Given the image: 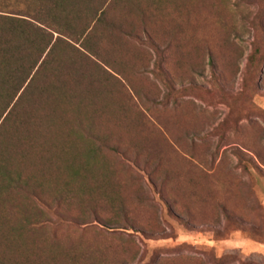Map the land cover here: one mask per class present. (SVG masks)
<instances>
[{
  "label": "rangeland",
  "instance_id": "1",
  "mask_svg": "<svg viewBox=\"0 0 264 264\" xmlns=\"http://www.w3.org/2000/svg\"><path fill=\"white\" fill-rule=\"evenodd\" d=\"M104 7L4 149L0 264H264V0Z\"/></svg>",
  "mask_w": 264,
  "mask_h": 264
},
{
  "label": "trees",
  "instance_id": "2",
  "mask_svg": "<svg viewBox=\"0 0 264 264\" xmlns=\"http://www.w3.org/2000/svg\"><path fill=\"white\" fill-rule=\"evenodd\" d=\"M105 1L1 0L0 131H3L0 133V190L25 182L11 168L9 157H4L7 152L4 149L21 141V129L26 123L25 104H29L34 95L53 93L50 88L55 87L57 81L54 72L59 63V50L74 48L64 39L76 43L81 35L90 31L104 14ZM82 15L86 20L78 32L74 19ZM75 34L77 37L71 39ZM32 125L36 127V122ZM13 159L15 167L21 160V153ZM87 170L86 163L84 171Z\"/></svg>",
  "mask_w": 264,
  "mask_h": 264
}]
</instances>
